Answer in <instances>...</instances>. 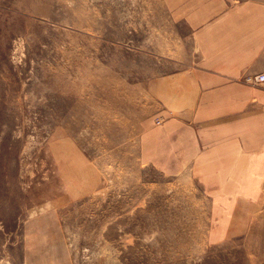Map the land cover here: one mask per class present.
<instances>
[{
	"label": "rangeland",
	"instance_id": "rangeland-1",
	"mask_svg": "<svg viewBox=\"0 0 264 264\" xmlns=\"http://www.w3.org/2000/svg\"><path fill=\"white\" fill-rule=\"evenodd\" d=\"M160 0H0V264H199L206 211L136 162L152 84L195 57Z\"/></svg>",
	"mask_w": 264,
	"mask_h": 264
},
{
	"label": "crops",
	"instance_id": "crops-1",
	"mask_svg": "<svg viewBox=\"0 0 264 264\" xmlns=\"http://www.w3.org/2000/svg\"><path fill=\"white\" fill-rule=\"evenodd\" d=\"M160 2L195 57L153 81L136 162L183 181L204 204L199 264H264V85L246 81L264 73V0Z\"/></svg>",
	"mask_w": 264,
	"mask_h": 264
},
{
	"label": "built area",
	"instance_id": "built-area-1",
	"mask_svg": "<svg viewBox=\"0 0 264 264\" xmlns=\"http://www.w3.org/2000/svg\"><path fill=\"white\" fill-rule=\"evenodd\" d=\"M246 81L256 85H264V73H260L258 75L253 76H247ZM156 123L160 124L161 121L157 120Z\"/></svg>",
	"mask_w": 264,
	"mask_h": 264
}]
</instances>
